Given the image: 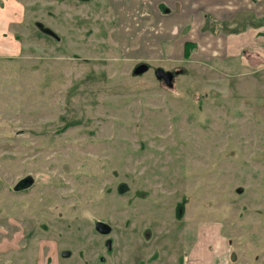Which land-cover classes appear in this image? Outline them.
I'll return each mask as SVG.
<instances>
[{
	"label": "rangeland",
	"instance_id": "rangeland-1",
	"mask_svg": "<svg viewBox=\"0 0 264 264\" xmlns=\"http://www.w3.org/2000/svg\"><path fill=\"white\" fill-rule=\"evenodd\" d=\"M140 10L0 0V264H264L262 46L156 54Z\"/></svg>",
	"mask_w": 264,
	"mask_h": 264
},
{
	"label": "crops",
	"instance_id": "crops-1",
	"mask_svg": "<svg viewBox=\"0 0 264 264\" xmlns=\"http://www.w3.org/2000/svg\"><path fill=\"white\" fill-rule=\"evenodd\" d=\"M135 1L137 4L140 3V0ZM110 2L113 6L117 4V0ZM120 2L130 14L146 7L158 22L172 21L163 29L164 35L162 29L158 30V42H154L157 46L153 49L156 54L160 46L163 56L185 57L186 44L195 42L198 47L192 50L190 59L193 55L212 60L218 57L238 58L240 52L243 50L245 52L247 46L253 43L252 40H256L262 47L255 51L264 56V0H153V2L145 0L144 3L149 6L145 4L137 6L134 1L129 2V0H120ZM146 12L149 13L147 10ZM208 21L211 26L203 31ZM179 24L178 32L176 29ZM182 29L188 32L181 44L183 49L177 42L175 43L177 45H171L174 44L172 41L183 34ZM161 42H163L162 46ZM197 50L201 52L198 53ZM154 51L142 49L141 53L152 55Z\"/></svg>",
	"mask_w": 264,
	"mask_h": 264
},
{
	"label": "water",
	"instance_id": "water-1",
	"mask_svg": "<svg viewBox=\"0 0 264 264\" xmlns=\"http://www.w3.org/2000/svg\"><path fill=\"white\" fill-rule=\"evenodd\" d=\"M148 69H149V65L144 63V64L140 65V67L137 69L136 73L144 72ZM157 77H158V79H164L169 87L174 86V83H173L174 73H171V72L167 73L163 69L159 68V70H157ZM100 226H103V231H107L109 228V225L98 221L96 223L97 229H100ZM61 254H62V256L68 258V257H71L72 251L71 250H64V251H62Z\"/></svg>",
	"mask_w": 264,
	"mask_h": 264
},
{
	"label": "flooded vegetation",
	"instance_id": "flooded-vegetation-1",
	"mask_svg": "<svg viewBox=\"0 0 264 264\" xmlns=\"http://www.w3.org/2000/svg\"><path fill=\"white\" fill-rule=\"evenodd\" d=\"M167 73H169V72H171V73H173V71H169V70H167L166 71ZM160 80H162L163 82H165L166 83V81L164 80V79H160ZM167 84V83H166ZM26 183H29L30 184V181H29V179L28 178H25V179H22L20 182H17L16 184H15V186H14V189L15 190H18L19 188H21V186L22 185H24V184H26ZM99 220H96L95 221V230L97 231V232H99L100 234H104V235H109L110 233H111V230H112V227L109 225V228H108V230L107 231H103V226H100V229H97V227H96V223L98 222ZM99 222H103V223H105V224H107L106 222H104V221H99ZM108 225V224H107ZM229 240H230V238H229ZM107 246H108V248H110V246H111V242H110V239L107 241ZM62 251H64V250H62ZM62 251L60 252V255H61V257L63 258L64 256H62ZM72 256V255H71ZM64 258H66V257H64ZM68 258H70V257H68ZM235 258V257H234ZM258 258H259V256H257V260H258ZM103 259V260H102ZM105 260V258L103 257V256H101L100 258H99V261L100 262H103Z\"/></svg>",
	"mask_w": 264,
	"mask_h": 264
},
{
	"label": "trees",
	"instance_id": "trees-1",
	"mask_svg": "<svg viewBox=\"0 0 264 264\" xmlns=\"http://www.w3.org/2000/svg\"><path fill=\"white\" fill-rule=\"evenodd\" d=\"M192 44L193 43H187L186 44V53H185L186 58H190L192 50L195 48V47L194 48L192 47Z\"/></svg>",
	"mask_w": 264,
	"mask_h": 264
}]
</instances>
